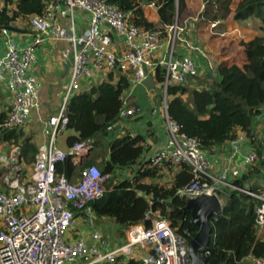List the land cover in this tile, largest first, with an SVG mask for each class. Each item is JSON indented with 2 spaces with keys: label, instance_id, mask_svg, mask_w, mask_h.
Returning a JSON list of instances; mask_svg holds the SVG:
<instances>
[{
  "label": "built area",
  "instance_id": "built-area-1",
  "mask_svg": "<svg viewBox=\"0 0 264 264\" xmlns=\"http://www.w3.org/2000/svg\"><path fill=\"white\" fill-rule=\"evenodd\" d=\"M147 5L156 7L154 2ZM77 11L84 13L82 31L76 28ZM132 20L131 11H124L107 0H49L41 14L28 17V26L35 32L29 45L19 46L9 38L8 26L1 29L5 50L0 56V84L10 95V108L0 128L23 127L30 112L41 105V83L31 68L44 34L68 43L62 56L70 65L61 102L42 121L46 141L39 145L28 177L20 181V171L12 165L19 158L18 148L12 149L9 156L0 157L4 161L2 167L6 168L2 176L6 189L0 190V264H191L190 233L186 230L185 235L178 233L159 209H153L151 197L146 195L149 207L143 220L126 225V240H118L113 229L103 233L94 219L97 215L93 202L104 195V181L110 174L102 173L95 164L78 169L71 179L57 171L59 162L70 157L73 164H78L95 147L94 137L75 141L64 149L57 147L56 140L67 130L68 103L82 90L83 81L92 79L86 83L89 88L109 73L123 76L128 85L121 97L119 118L107 126V131L118 128L122 130L120 134L134 136L131 129L123 127L126 118L143 113L140 106L131 103L133 93L149 77L155 80L158 67L164 69L161 104L152 112L159 109L166 138L149 156L146 167L187 165L192 177L176 190V195L186 199L213 194L218 183L259 199L255 208L257 234L264 231V192L228 183L229 167L224 168L220 177L211 174L200 141L182 132L167 112V88L186 84L198 75L194 57L176 51L185 24L176 18L164 27L146 28ZM240 141L241 137L236 136L229 143L237 147ZM257 160L255 148L244 157L247 165ZM136 246L142 251L139 254L133 248ZM209 252L206 247L202 256ZM247 260L248 264H264V254L248 255L242 264Z\"/></svg>",
  "mask_w": 264,
  "mask_h": 264
},
{
  "label": "trees",
  "instance_id": "trees-1",
  "mask_svg": "<svg viewBox=\"0 0 264 264\" xmlns=\"http://www.w3.org/2000/svg\"><path fill=\"white\" fill-rule=\"evenodd\" d=\"M0 1L3 4L0 7L1 31L4 26H10L18 19L27 21L30 15L41 14L49 0ZM203 1L204 8L199 14L201 21L225 18L230 13L231 0ZM107 2L124 11H131L132 21L146 28H153L155 24L144 16L143 5L150 2L156 4L162 27L175 21L185 6L184 0ZM232 16L236 20L255 17L264 24V0H240ZM242 45L246 60L241 67L236 64L218 66L216 79L205 82L201 88L188 89L187 83L167 88L169 116L177 121L182 132L196 137L204 150L211 151L215 146L234 138L238 129L247 137L255 138L253 119L264 107V33L242 42ZM155 79L159 83L162 99L160 83L164 79L163 68L156 69ZM127 85L123 76L109 73L98 83L74 94L68 103L67 131L71 133L67 134L66 145L88 137H94L97 143L99 137L112 136L107 157L99 161L102 173L111 176L104 181V195L93 202L97 216L111 217L123 227L141 221L149 207L147 195L154 200L153 209H159L178 233L185 235V230L190 233L189 241L196 234L197 228L191 223L190 211L184 209L186 198L176 195V190L192 177L189 167L185 164L178 166V171L168 185L155 182L159 176L158 167H146L147 160H142L145 137L142 134L115 136L114 132L107 131V126L119 118L121 97ZM183 95H187V98ZM5 117L6 111H0V124ZM18 139L16 129L0 128V141ZM255 146L258 163L262 165L263 150ZM20 148V155L33 162L38 147L30 137L21 141ZM96 161L97 157L91 156L90 151L82 156L78 164H73L70 157H67L58 163L57 171L71 179L78 169ZM134 167L136 169L130 178L115 179L117 170ZM245 179H248V175L233 180L232 184L243 187ZM252 189L257 191L259 188ZM215 192L220 194L222 191L216 189ZM222 194H225L227 201L222 213L209 219L212 232L207 248L210 252L203 256L207 264H242L248 255H263L264 231L258 235L255 222V208L260 203L259 199L234 188Z\"/></svg>",
  "mask_w": 264,
  "mask_h": 264
},
{
  "label": "crops",
  "instance_id": "crops-1",
  "mask_svg": "<svg viewBox=\"0 0 264 264\" xmlns=\"http://www.w3.org/2000/svg\"><path fill=\"white\" fill-rule=\"evenodd\" d=\"M184 1L185 6L179 15L181 16L180 21L185 24V26L184 31L180 35L182 41H179L176 51L179 54L189 53L197 61V80H189L186 84L188 89H196L201 88L205 82L216 79L218 76V66H230L232 64H236L241 67L245 63L246 58L244 56V47L242 50V47L237 44L238 50H236L234 48L236 46V42L231 40L232 38H230L229 32L233 28L238 30L241 28L242 31H245L242 25L246 19L236 20L232 16L234 9L240 0H231L229 3L230 13L225 18L219 17L217 20L213 21L199 20V14L203 10L205 4L203 0ZM2 5L3 4L1 2L0 7ZM142 10L146 19L153 22L155 27H162L156 7H150L149 5L145 4L142 6ZM75 21L76 28L82 31L85 27V17L82 11L75 12ZM212 22H217L214 27L210 26V23ZM7 30L8 37L15 40L19 46L29 45L35 38V32L29 28L28 23L24 25L21 19H18L8 26ZM47 34L49 35V33ZM262 34L253 35L249 40ZM48 35L44 34L42 41L37 45L36 60L31 68L41 83L42 89H45L43 97L48 99L43 103L49 105L46 107L48 113L47 115L52 114L58 108L61 102L63 94L62 87L66 82L67 70L69 67L67 66L68 61L62 56V52L69 47L68 43L65 40H52ZM4 39L5 35H3L0 31V56L3 55L5 50ZM249 40H246V42ZM186 41L188 44H190V46H186ZM237 51H241V54H239L240 58H235V55L237 56ZM236 59L239 60L237 61ZM91 80V78L85 79V81L82 83V89H87L88 87L86 86V83L89 84ZM147 81L148 80H146V82ZM146 82L144 83L146 84ZM145 84L137 87L133 94L135 95L139 88L146 86ZM0 86H2L0 87V97L3 94L6 103L10 104V95L5 90L4 85L0 84ZM183 97L187 98V95H183ZM54 98H57V103H54ZM153 108H158V106ZM153 108H151L150 112L144 110L142 115H137V117L142 116L147 117L148 119L143 130L139 129L141 126L140 120L131 121L136 119V117L126 118L125 121L131 124V127L128 129H131L134 135L142 134L146 140L145 144L150 145L152 143L153 146H157L158 148L164 144L166 137L160 111L157 109L153 113ZM41 123L43 126V122ZM259 123L264 124V107L253 119L252 129L255 138L247 137L244 132L238 129L236 131V136L241 137V141L238 143L237 147L232 146L229 141H227L222 145L215 146L211 151L205 150L210 164L209 171L211 174L220 177L224 168L229 167L230 171L227 176V180L229 182L242 178L244 175H248V179L244 180V186L249 188L258 187L260 191L264 192V178L261 177V173L264 172V168L262 167L264 162L262 165L258 164V160L257 163H254L253 165H247L244 162L245 155L249 153L252 148H255V145L263 150L262 159L264 158V133H262L260 136L256 132L259 130L258 128L262 126ZM41 131L43 134V139L41 142L42 144L45 142L43 127L41 128ZM121 131L116 129L115 136H120ZM66 132L71 133L67 130ZM65 147H67V145ZM255 165L256 167L260 165L257 171L252 169ZM178 169V167L174 166L158 167V174L160 176L163 174L164 177L167 176L170 178V180L168 182H159L158 180H155V182L167 185L170 184L174 174L178 171ZM251 171H253V173H251ZM165 174H168L169 176Z\"/></svg>",
  "mask_w": 264,
  "mask_h": 264
},
{
  "label": "rangeland",
  "instance_id": "rangeland-1",
  "mask_svg": "<svg viewBox=\"0 0 264 264\" xmlns=\"http://www.w3.org/2000/svg\"><path fill=\"white\" fill-rule=\"evenodd\" d=\"M1 3V1H0ZM250 18V17H249ZM181 16L179 15L178 20L180 21ZM22 23L24 25H26L27 21L21 20ZM243 29L245 31H242L240 26V30L233 28L230 32H229V36L230 38H232L231 40H233V42H236V46L234 47L236 50H238V45H240L243 50V45L242 42H246V40H249L253 35H257V34H262L264 32V24L257 18L255 17H251L250 19L246 18V20H244L243 23ZM238 28V27H237ZM240 49V50H241ZM243 53V51H242ZM241 51H237V56L235 55V58H240ZM245 56V55H244ZM237 61L239 59H236ZM243 60V59H242ZM245 60V59H244ZM148 81L146 82V86L139 88L134 97L132 98V103L134 105H138L141 108H143L142 110H146L149 111L151 110V108L153 107H157L160 105L161 103V98H160V88H159V83L156 82L155 80H152L151 77H149L147 79ZM2 87V86H0ZM45 93V89H42V87L40 88L39 91V100L41 105L38 107V109H33L30 112L29 115V119L28 122L25 123V125L21 128L16 129V132L19 133V139L18 141L15 140H4V141H0V157L3 156L4 154L6 155H10L12 152V149L18 148V154H19V158L18 160H15L12 162V165L15 166L17 169H19L20 171V181H22L23 179H26L30 173V171L33 168V165L35 163V160H33V162L28 161V159L23 158V156H21V148H20V143L21 141L25 138V137H30L31 141L36 144V146L38 147L43 139V134L41 131L42 126V121H44V119L47 117V109L46 107L49 106L46 103L47 99L44 96ZM54 103H57V98H54ZM10 108V104H7L5 99H4V95L2 94V96L0 97V110L1 111H6L8 112ZM140 120V124L141 126L139 127V129L144 128V126H146L147 123V117H142L136 116V119L131 120V121H137ZM144 122V123H143ZM149 124V123H148ZM262 126H260L256 132L258 135L261 136L262 133H264V124L263 123H259ZM123 127H125L126 129L131 127V124H129L128 122H123ZM118 129V128H117ZM152 129V128H151ZM68 132H64L62 135H60L57 140H56V145L57 147L64 149L66 146V137H67ZM262 138V137H260ZM48 139V136H47ZM112 140V136L109 135L107 136V138L105 137H99V140L96 144V146L94 147V149L91 151V156H96L97 157V161L93 164L99 166V161L102 158H105L107 156V149L109 147V144ZM45 141H46V137H45ZM157 146H153L152 143L150 145L146 144L145 146V150L142 156V160L145 161L147 160L148 156L153 154L156 150H157ZM264 159V158H263ZM2 163L4 164V161H0V190H5L6 187L2 181V176H4V173L6 171V168L2 167ZM259 164V163H258ZM10 165V166H12ZM264 168V165L262 166ZM256 165L253 166L252 169H255ZM136 167L134 168H124V169H119L115 172L114 176L115 179L119 180L122 178H130L134 171H135ZM168 175V174H165ZM111 176V175H110ZM160 176V175H159ZM157 177L156 180H158L159 182H168L170 180L169 177L165 176L163 174H161L160 177ZM169 176V175H168ZM261 177L264 178V172L261 173ZM217 190H219L220 192H228V190L231 191V188L226 186L225 184H221L218 183L217 184ZM227 190V191H224ZM222 192L219 194L217 192H215V194L219 197V200L221 202V204L224 206L226 204V196L225 194H222ZM95 222L96 223H100V227L102 228L103 233H107L110 230H114L115 232V237L119 240V239H123L126 240V236H125V232H124V227L121 226L120 224H118L113 218L108 217V216H95ZM135 252L137 254H139L141 251V249L136 246L133 247ZM248 260L244 261L243 264H248ZM98 264H108V263H98Z\"/></svg>",
  "mask_w": 264,
  "mask_h": 264
},
{
  "label": "water",
  "instance_id": "water-1",
  "mask_svg": "<svg viewBox=\"0 0 264 264\" xmlns=\"http://www.w3.org/2000/svg\"><path fill=\"white\" fill-rule=\"evenodd\" d=\"M70 61L67 62V66ZM184 209L190 211L191 223L197 228V232L188 242V256L191 264H207L202 256L209 244L212 227L210 217L222 213L223 206L216 194H202L195 198L186 199Z\"/></svg>",
  "mask_w": 264,
  "mask_h": 264
},
{
  "label": "clouds",
  "instance_id": "clouds-1",
  "mask_svg": "<svg viewBox=\"0 0 264 264\" xmlns=\"http://www.w3.org/2000/svg\"><path fill=\"white\" fill-rule=\"evenodd\" d=\"M154 80V79H153ZM195 80H197V78H195ZM155 81H156V79H155ZM145 84V83H144ZM142 86V85H141ZM139 87V86H138ZM134 95V94H133ZM168 97V96H167ZM132 98H133V96H132ZM132 98H131V103H132ZM133 104V103H132ZM161 104V103H160ZM134 105V104H133ZM138 106V105H137ZM160 106V105H159ZM158 106V107H159ZM109 132H114L115 133V131H109ZM120 135H124V134H120ZM135 136V135H134ZM107 137V136H106ZM236 137V136H235ZM233 139V138H232ZM231 140V139H230ZM97 144V143H96ZM96 146V145H95ZM94 149V148H93ZM92 149V150H93ZM109 149V148H108ZM203 149V148H202ZM91 150V151H92ZM204 150V149H203ZM205 151V150H204ZM149 158V157H148ZM148 158H147V161H148ZM147 161H146V163H147ZM257 163V161L255 162V164ZM251 165H253V164H251ZM178 167V166H177ZM228 176V175H227ZM228 183H230V184H232V182H229L228 180H226ZM226 185V184H225ZM233 185V184H232ZM226 186H228V187H230L229 185H226ZM235 186V185H234ZM243 187H245V186H243ZM230 188H232V187H230ZM218 189V188H217ZM252 189V188H251ZM213 194H215V193H213ZM188 199V198H187ZM223 206V205H222Z\"/></svg>",
  "mask_w": 264,
  "mask_h": 264
}]
</instances>
